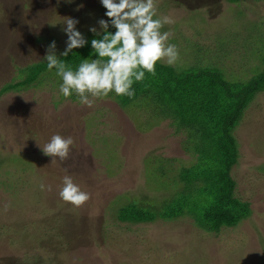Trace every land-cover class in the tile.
<instances>
[{
	"label": "rangeland",
	"instance_id": "1",
	"mask_svg": "<svg viewBox=\"0 0 264 264\" xmlns=\"http://www.w3.org/2000/svg\"><path fill=\"white\" fill-rule=\"evenodd\" d=\"M156 4L160 16L175 20L162 32L173 33L168 42L181 58L178 66L158 65L203 68L238 84L264 73V0ZM106 11L100 0H0V264H264L263 90L231 132L239 151L233 193L250 210L234 227H214L206 206H215L214 195L200 192L198 168L179 183L195 154L149 99L122 107L111 93L89 108L64 98L62 79L49 70L3 90L23 81L20 69L46 62L52 41L62 56L64 18L77 20L86 38L92 27L103 32L101 19L114 28ZM180 99L170 105L176 114ZM56 134L74 141L64 164H51L41 150ZM65 175L91 196L80 209L59 197ZM42 182L51 191H41ZM211 228L218 229L205 231Z\"/></svg>",
	"mask_w": 264,
	"mask_h": 264
},
{
	"label": "trees",
	"instance_id": "2",
	"mask_svg": "<svg viewBox=\"0 0 264 264\" xmlns=\"http://www.w3.org/2000/svg\"><path fill=\"white\" fill-rule=\"evenodd\" d=\"M234 1L238 0H230V2ZM108 32L115 34L114 28L111 27L108 28ZM103 34L101 32L99 35L84 37L87 41L84 47L73 49L67 57L60 56L59 59L76 70L83 59L98 58L93 54L91 41L102 39ZM43 64H36L34 66L35 71L29 67L20 69V72L25 74L23 81L13 83L3 90L10 91L12 88L21 87L23 82L30 81L32 84L31 82L35 81L36 72L48 70L47 61ZM53 71L56 72L55 69L50 72ZM202 76L207 77V80L200 83L198 78ZM261 81H264V73L253 81L238 84L228 82L221 74L210 73L203 68L197 71H179L163 64H157L154 77L146 72L143 81L134 82L132 86L135 91L134 98L118 96L121 98L118 104L122 107L130 104L133 106L137 100L149 99L152 104L159 108L157 118L160 120L168 118L170 122L174 123L176 132H181L185 139L183 141L185 144L184 151L189 145L190 150L195 154L193 158L196 159V163L188 168H182L183 171L178 178L179 183L183 184L181 179L186 181L185 175L198 168L200 173L196 175L203 177L204 180V183L201 182L204 186L200 188V192L208 197L207 194L212 191L214 195L213 204L215 206L210 203L206 204V206L208 205L207 212L212 213L211 216L216 221L214 227L222 225V223L225 226L234 227L250 214L248 203L240 201L233 193L234 183L230 173L238 162L239 151L231 132L239 125L248 99L261 90L264 91V86L260 84ZM172 83L174 88H172ZM151 90H154L157 95ZM178 97L181 99L178 102L176 114L170 105ZM71 98L77 97L73 93ZM208 137L209 142L206 139ZM206 172L210 173V176L206 175ZM194 177L196 185H200V181L196 180L198 177ZM208 185L212 186L208 187ZM130 208L137 209V204H131ZM137 223L139 222H134V224ZM196 228L201 229V227ZM217 229L204 230L216 232Z\"/></svg>",
	"mask_w": 264,
	"mask_h": 264
},
{
	"label": "clouds",
	"instance_id": "3",
	"mask_svg": "<svg viewBox=\"0 0 264 264\" xmlns=\"http://www.w3.org/2000/svg\"><path fill=\"white\" fill-rule=\"evenodd\" d=\"M70 2V0H69ZM107 10L111 26L115 34L108 32L109 22L99 20L103 30L102 39L91 41L96 59H83L76 70L66 65L56 55V43L48 46L47 61L49 71L56 70V75L62 79L59 93L64 98H70L73 93L80 105L93 107L97 100L109 98L111 93L116 96L134 98L132 88L134 82H141L145 73L156 75L157 62L168 66H178L180 52L175 44L168 41L172 38L171 31H163L165 25H172L175 20L170 16H160L156 0H100ZM63 29L68 39L62 56L67 57L73 49L82 48L87 41L76 30L77 20L64 18ZM94 34L95 27L90 28ZM74 141L71 136L53 135L50 142L41 148L44 155L51 157V164H64L71 156V146ZM41 191H51V185L43 182ZM59 197L74 209L82 208L91 196L74 183L70 175L63 177V187Z\"/></svg>",
	"mask_w": 264,
	"mask_h": 264
}]
</instances>
